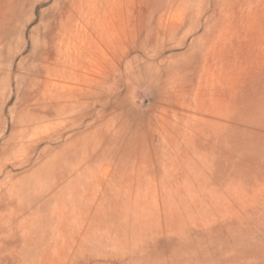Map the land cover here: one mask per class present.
<instances>
[{"label": "rangeland", "instance_id": "obj_1", "mask_svg": "<svg viewBox=\"0 0 264 264\" xmlns=\"http://www.w3.org/2000/svg\"><path fill=\"white\" fill-rule=\"evenodd\" d=\"M0 264H264V0H0Z\"/></svg>", "mask_w": 264, "mask_h": 264}]
</instances>
